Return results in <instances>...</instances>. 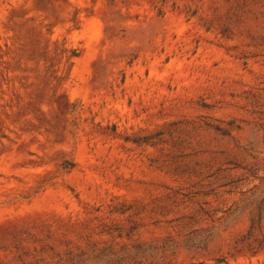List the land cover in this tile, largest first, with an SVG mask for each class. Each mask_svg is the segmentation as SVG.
<instances>
[{"label":"rangeland","instance_id":"374dc122","mask_svg":"<svg viewBox=\"0 0 264 264\" xmlns=\"http://www.w3.org/2000/svg\"><path fill=\"white\" fill-rule=\"evenodd\" d=\"M100 253L264 264V0H0V264Z\"/></svg>","mask_w":264,"mask_h":264},{"label":"trees","instance_id":"16d2710c","mask_svg":"<svg viewBox=\"0 0 264 264\" xmlns=\"http://www.w3.org/2000/svg\"><path fill=\"white\" fill-rule=\"evenodd\" d=\"M108 254L100 253L94 256V260L92 261L91 264H101L104 262V264H139L140 262L137 260V256H130L132 262H126L124 257H117V258H111L107 257L106 260H103L102 257Z\"/></svg>","mask_w":264,"mask_h":264}]
</instances>
